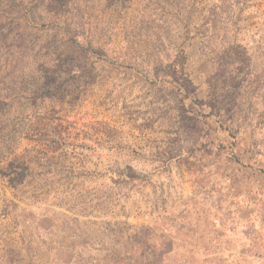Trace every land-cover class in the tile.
Masks as SVG:
<instances>
[{"label": "rangeland", "instance_id": "obj_1", "mask_svg": "<svg viewBox=\"0 0 264 264\" xmlns=\"http://www.w3.org/2000/svg\"><path fill=\"white\" fill-rule=\"evenodd\" d=\"M10 64L0 264H264V0H0Z\"/></svg>", "mask_w": 264, "mask_h": 264}, {"label": "trees", "instance_id": "obj_2", "mask_svg": "<svg viewBox=\"0 0 264 264\" xmlns=\"http://www.w3.org/2000/svg\"><path fill=\"white\" fill-rule=\"evenodd\" d=\"M32 49L33 48L28 47V45H27V48H25L24 51L22 50V48H18L16 50L15 58H18L19 56H20V58L28 57V55H30L31 51H33ZM6 54H7L6 55L7 57L10 56V54L8 52H6ZM14 68H15V66H12L11 64H10V66H5L4 65L2 67V70L0 71V73L3 72V71H5L6 74L10 75L11 76L10 78L12 79L14 77L13 76L14 75V72H13L14 71ZM0 69H1V67H0ZM8 95L9 94H5V92L0 91V112H1V110L4 109V106H5V103L7 101Z\"/></svg>", "mask_w": 264, "mask_h": 264}]
</instances>
